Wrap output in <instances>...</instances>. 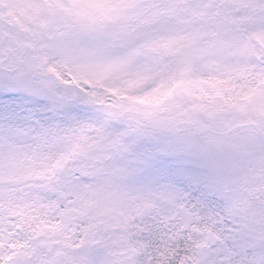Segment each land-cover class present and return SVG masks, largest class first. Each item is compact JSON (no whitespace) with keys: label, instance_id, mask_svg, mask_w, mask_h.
Listing matches in <instances>:
<instances>
[{"label":"snow or ice","instance_id":"snow-or-ice-1","mask_svg":"<svg viewBox=\"0 0 264 264\" xmlns=\"http://www.w3.org/2000/svg\"><path fill=\"white\" fill-rule=\"evenodd\" d=\"M0 264H264V0H0Z\"/></svg>","mask_w":264,"mask_h":264}]
</instances>
